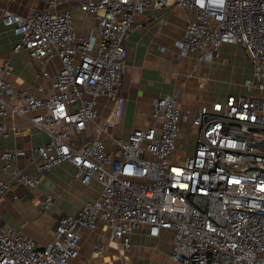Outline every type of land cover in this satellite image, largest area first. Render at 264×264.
Returning a JSON list of instances; mask_svg holds the SVG:
<instances>
[{
	"label": "built area",
	"instance_id": "1",
	"mask_svg": "<svg viewBox=\"0 0 264 264\" xmlns=\"http://www.w3.org/2000/svg\"><path fill=\"white\" fill-rule=\"evenodd\" d=\"M66 4L70 8L60 11ZM173 7L189 16L178 43L181 56L196 54L211 64L225 44L241 46L252 76L243 93L196 114H183L176 93L159 98L151 125L115 135L108 125L119 109L134 19L151 8ZM76 12L96 16L90 33L75 30ZM0 21L18 37L13 51H26L52 83L46 97L31 92L45 91L38 82L17 90L13 67L0 64V118L24 119L48 136L36 149L35 173L14 166L24 151L0 145L3 169L34 190L42 174L69 162L84 185L96 180L103 187L76 215L59 219L54 240L44 247L0 223V264H72L81 232L100 224L125 255L131 235L144 226L151 238L174 234L176 264H264V0H203V6L198 0H49L46 9L27 16L5 8ZM184 120L194 127V150L178 155ZM9 133L0 123L1 137ZM9 189L0 180V203ZM53 205L48 194L41 210ZM102 252L98 245L95 255Z\"/></svg>",
	"mask_w": 264,
	"mask_h": 264
},
{
	"label": "crops",
	"instance_id": "2",
	"mask_svg": "<svg viewBox=\"0 0 264 264\" xmlns=\"http://www.w3.org/2000/svg\"><path fill=\"white\" fill-rule=\"evenodd\" d=\"M49 0H0V13L9 8L27 16L44 10ZM66 4L60 11L69 9ZM188 14L179 8L149 9L134 19V31L127 41L126 70L121 89L119 109L109 123L111 133L127 136L133 130L145 129L153 123L152 112L155 102L166 95L176 93L183 114L191 110L196 114L204 105L223 101L227 95L243 93V83L252 76L248 57L241 46L225 44L215 56L213 63L201 62L199 56H181L178 43L183 38ZM95 15H74L75 30L86 35L96 26ZM18 37L0 21V64L9 62L13 67L10 77L15 89H28L35 83L45 87L38 96L52 94L51 81L41 76V68L29 57L26 51L13 50ZM54 73V64H49ZM244 70V72L241 71ZM245 69L247 71H245ZM240 71V72H239ZM106 111L104 110V113ZM10 133L8 138L0 135V145L10 151H24L25 156L14 166L25 174L36 172L38 157L36 149L48 141V136L30 125L24 119L0 118ZM190 121L182 123V137L178 145L185 143L187 154L194 150L195 138L185 136L184 128ZM22 128L17 135L13 128ZM183 152V153H184ZM76 168L69 162L63 163L40 176L39 186L32 190L12 181L0 161V180L10 183L5 199L0 203V223L13 227L33 239L39 247L54 240L58 221L66 215H76L87 202L97 199L102 185L94 180L84 185L76 177ZM54 197L53 207L46 212L41 203L46 195ZM174 234L165 231L159 238H151L147 227H141L131 235L132 249L125 255L120 241L104 224L95 230L81 232L79 258L72 264H176L171 259ZM98 245L103 252L97 256Z\"/></svg>",
	"mask_w": 264,
	"mask_h": 264
},
{
	"label": "rangeland",
	"instance_id": "3",
	"mask_svg": "<svg viewBox=\"0 0 264 264\" xmlns=\"http://www.w3.org/2000/svg\"><path fill=\"white\" fill-rule=\"evenodd\" d=\"M241 71L244 72L243 69H241ZM245 71H247V70L245 69ZM193 131H194V127L191 123H189V125L187 124V130H186V128H184L185 136L188 134H193ZM188 146H191V145H187L185 143H182L180 146H178V152H177L178 155H182L183 152L189 148Z\"/></svg>",
	"mask_w": 264,
	"mask_h": 264
},
{
	"label": "clouds",
	"instance_id": "4",
	"mask_svg": "<svg viewBox=\"0 0 264 264\" xmlns=\"http://www.w3.org/2000/svg\"><path fill=\"white\" fill-rule=\"evenodd\" d=\"M198 2L201 4V6H203V0H198ZM219 3H223V0H219Z\"/></svg>",
	"mask_w": 264,
	"mask_h": 264
}]
</instances>
